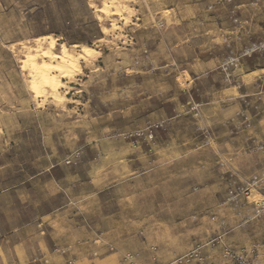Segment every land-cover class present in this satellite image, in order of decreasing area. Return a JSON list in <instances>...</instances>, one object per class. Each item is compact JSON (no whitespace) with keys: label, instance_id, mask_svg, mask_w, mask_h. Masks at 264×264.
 Listing matches in <instances>:
<instances>
[{"label":"rangeland","instance_id":"374dc122","mask_svg":"<svg viewBox=\"0 0 264 264\" xmlns=\"http://www.w3.org/2000/svg\"><path fill=\"white\" fill-rule=\"evenodd\" d=\"M261 146L264 0H0V264H264Z\"/></svg>","mask_w":264,"mask_h":264},{"label":"bare ground","instance_id":"6f19581e","mask_svg":"<svg viewBox=\"0 0 264 264\" xmlns=\"http://www.w3.org/2000/svg\"><path fill=\"white\" fill-rule=\"evenodd\" d=\"M102 13L106 15L107 19L111 17L112 12L108 4L105 8H102ZM104 31H106V29H104ZM35 44H37V47L35 48L36 54L33 55L34 58L31 60L33 65L30 67L32 69V87L38 96L50 95L51 97H58V89L59 87L61 88V84H63L62 80H72L74 78V68L76 63L80 59L88 61L91 48H81L80 53L78 54L79 57L75 59V49L70 48L67 45H63L60 53H57L55 34H49L39 39ZM26 48L31 50V47Z\"/></svg>","mask_w":264,"mask_h":264},{"label":"built area","instance_id":"2783aa9c","mask_svg":"<svg viewBox=\"0 0 264 264\" xmlns=\"http://www.w3.org/2000/svg\"><path fill=\"white\" fill-rule=\"evenodd\" d=\"M264 149V147L263 146H261V150H263Z\"/></svg>","mask_w":264,"mask_h":264}]
</instances>
